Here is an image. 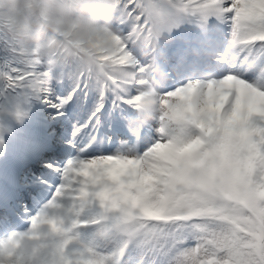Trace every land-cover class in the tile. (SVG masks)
Instances as JSON below:
<instances>
[{
    "label": "snow or ice",
    "instance_id": "6c2138e0",
    "mask_svg": "<svg viewBox=\"0 0 264 264\" xmlns=\"http://www.w3.org/2000/svg\"><path fill=\"white\" fill-rule=\"evenodd\" d=\"M212 18L228 29L214 74L164 90L167 129L132 127L154 45ZM115 27V65L96 77L0 51V113L22 121L35 101L76 117L69 153L33 177L27 227L0 214V264L25 238L41 241L28 264H264V0H120ZM115 111L124 139L101 134Z\"/></svg>",
    "mask_w": 264,
    "mask_h": 264
},
{
    "label": "clouds",
    "instance_id": "9594fccd",
    "mask_svg": "<svg viewBox=\"0 0 264 264\" xmlns=\"http://www.w3.org/2000/svg\"><path fill=\"white\" fill-rule=\"evenodd\" d=\"M119 6L120 0H0V51L23 66L46 64L56 71L75 64L85 75L99 76L113 69L118 56ZM140 81L129 122L132 127L151 124L167 129L171 121L161 103L167 75L154 61ZM40 243L25 238L19 247L10 245L3 264H28L39 255ZM8 252L13 254L8 257Z\"/></svg>",
    "mask_w": 264,
    "mask_h": 264
},
{
    "label": "rangeland",
    "instance_id": "374dc122",
    "mask_svg": "<svg viewBox=\"0 0 264 264\" xmlns=\"http://www.w3.org/2000/svg\"><path fill=\"white\" fill-rule=\"evenodd\" d=\"M197 26L200 29V35L205 38V40L200 39L199 41H200V43L203 42L206 45V49L207 50L209 49V51L212 53V55H213L212 59L215 60V62H211L210 64H208L206 58H203V57L199 56L197 53H195L194 51H192V49H191L192 42L189 43L187 41V40H190L189 37H187V35H185V34L178 33V29L179 28H182V29L185 28L187 31H191V30H194L195 28H197ZM177 33L179 34L180 43L183 44L184 41H186L185 44H186L187 50L192 52L196 56V59H197L198 63H201V66L199 67V69L197 71H194V72L186 70L185 67L183 65H181L180 66V72L178 70H176L177 73H179L181 75V78H180L179 82L183 81V82L186 83L188 81V79H190V78L200 79V78H204L206 76L213 75L215 70H216V58H217L218 54L223 50V48L227 44L228 29H227L226 25L221 24L219 21L215 20V18H212L203 27H201L198 23L193 21L192 23H184V24H181L179 27L174 28L170 32L171 36L165 34L164 35V39H165L166 44L170 48L173 49V47L171 45V39H170V37H172V39H173L172 42H173L174 46L178 47L179 51L182 52V53H179V55L182 58H186L187 56L184 54V52L187 51V50H184V49H182L179 46L178 41H177V37L178 36L175 35ZM195 44H197V43H195ZM163 45H164V43L161 44V47L159 46L160 47V51L156 55L157 59H159L158 60V62L160 63L159 67H161V68H163V63L161 62V60L164 59L165 57H168L169 56V52H170V51L164 52L163 51L164 47H162ZM216 47H217L218 50L216 49ZM165 69L170 70L171 68L167 67ZM181 71H184V72H181ZM167 76L169 77V79L167 81L166 86L164 87V90L171 91L176 86L175 78H174L173 74L167 75ZM48 114H51L55 120L59 119V118L56 117V113H54V112H49ZM125 115H129V113H119V115L115 114L113 119H112V121L116 120L118 122V124H119V122H122L123 125L121 126L120 132L117 131V133H115L114 135L113 134H108V133H106V131L103 132L104 129H103V126H102L101 134H106V135H109V136L120 135L121 139H124L126 137V135H127V130H126V127H125L127 122L126 123L124 122ZM83 118L84 117H81V122H82ZM103 124H105V121H102V125ZM118 124L116 126V129L117 128L119 129V125ZM72 125H73L72 122L69 123L68 125L67 124L63 125L62 122H58L57 121L56 125L53 127V129H55V128H59L60 129L59 133L55 137L57 139L53 140V139L49 138V144L52 142L54 145H57V146H55L53 148V150L56 151L57 156L66 155L70 151V145L65 140H67L68 138L71 137V132L73 130ZM47 146H49V145L47 144ZM14 155L15 154L10 151V156L13 157ZM19 158L20 157H15L14 162L16 161L18 163L19 162L18 161ZM24 161H25V158L23 157L21 159L20 163L22 164ZM18 172H19V166H18ZM1 180H6L11 185L20 187L23 190V188L21 186L22 183L20 182V179L18 177V173L15 174L13 172V170L10 169L8 164H7V155L6 154H5V157H3L0 160V181ZM33 191H35V190H33ZM13 197L15 199L18 198V196L16 194L8 193V192H6L4 189H2L0 187V205L1 206H2V204L3 205L5 204V201H6L7 198H9V200H13ZM26 199H27L26 201L18 202V204H16V203L8 204V207H11L12 210H9L8 211L9 213L7 212L6 214H7V216L10 217V219L12 221L10 227L12 229H14V230H23L24 228L27 227V225L24 224L22 220L18 219V217L23 214L22 205H27V207L29 209H32L33 211H35V208H34V205H33V201H32V199L30 197V194H28V198H26Z\"/></svg>",
    "mask_w": 264,
    "mask_h": 264
},
{
    "label": "trees",
    "instance_id": "16d2710c",
    "mask_svg": "<svg viewBox=\"0 0 264 264\" xmlns=\"http://www.w3.org/2000/svg\"><path fill=\"white\" fill-rule=\"evenodd\" d=\"M27 110L28 116L22 121H18L9 113H0V129H6L10 134H12L20 146L27 145L28 141L33 139L30 136L31 131L40 128V125H34V122L39 119V115L37 114H41L42 111H47L49 109L44 105L33 101L30 108H27ZM74 118L75 116L72 118V121ZM73 123H76V121H73Z\"/></svg>",
    "mask_w": 264,
    "mask_h": 264
}]
</instances>
